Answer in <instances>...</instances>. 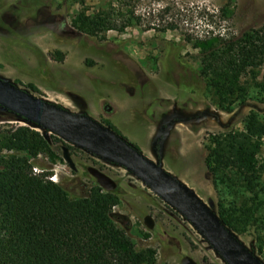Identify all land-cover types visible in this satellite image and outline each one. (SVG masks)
<instances>
[{"label":"rangeland","instance_id":"1","mask_svg":"<svg viewBox=\"0 0 264 264\" xmlns=\"http://www.w3.org/2000/svg\"><path fill=\"white\" fill-rule=\"evenodd\" d=\"M109 2L0 0V78L106 126L111 122L122 137L194 190L220 218H231L236 229L228 227L264 263V136L256 141L250 173L225 171L215 177L206 164L215 136L245 133L251 114L264 124V66L241 76L239 83L245 90L222 106L200 75V49L185 42L178 31L159 33L131 26L87 35L83 16L95 17ZM178 2H182L177 12L180 21L196 32L213 29L202 17L208 12L215 14V34L222 31L239 38L264 25V0H233L227 16L220 11L226 0ZM9 112L0 107V164L27 156L4 145L8 132L19 128L40 135L46 132ZM71 147L77 171L64 161L61 148L31 157L33 173L46 172L53 182L70 181L68 186L77 196L96 184L87 172L89 166L113 178L118 183L113 211L136 249L150 252L149 264H180L185 255L199 264H226L140 179L119 165ZM148 215L155 224L152 230L144 223Z\"/></svg>","mask_w":264,"mask_h":264},{"label":"trees","instance_id":"2","mask_svg":"<svg viewBox=\"0 0 264 264\" xmlns=\"http://www.w3.org/2000/svg\"><path fill=\"white\" fill-rule=\"evenodd\" d=\"M226 1L220 10L224 16L229 15L233 0ZM181 5L178 0H110L106 9L95 17L84 15L81 23L89 36L131 26L159 33L178 31L185 42L200 49V75L223 106L229 97L245 90L239 83L241 76L264 66V25L239 38L228 37L222 31L215 34V14L208 12L202 17L205 25L213 29L196 32L180 21L177 12ZM28 87L38 90L34 84ZM13 115L18 121L28 122ZM107 125L122 136L111 122ZM263 136L264 124L251 114L245 133L228 132L213 138L207 167L215 177L225 171L252 172L256 141ZM3 141L9 149L25 151L27 156L7 158L0 164V264L150 263V252L136 249L127 228L113 211L117 189L106 192L94 180L96 184L77 196L68 186L70 181L53 182L46 172L33 173L30 158L40 152L48 154L52 149L59 152V144L64 143L61 138L47 131L40 135L19 128L8 132ZM221 218L236 229L231 218Z\"/></svg>","mask_w":264,"mask_h":264},{"label":"water","instance_id":"3","mask_svg":"<svg viewBox=\"0 0 264 264\" xmlns=\"http://www.w3.org/2000/svg\"><path fill=\"white\" fill-rule=\"evenodd\" d=\"M0 107L64 140L63 159L72 171H77V167L68 145L125 168L177 211L226 264H264L194 190L108 126L87 114L40 99L2 78ZM87 172L104 191L117 189L118 183L96 167L89 166ZM144 223L148 229H154L152 216H146ZM180 264L199 263L185 255Z\"/></svg>","mask_w":264,"mask_h":264}]
</instances>
